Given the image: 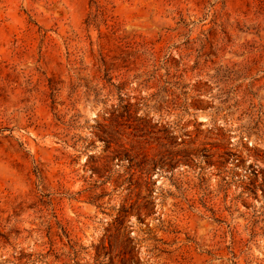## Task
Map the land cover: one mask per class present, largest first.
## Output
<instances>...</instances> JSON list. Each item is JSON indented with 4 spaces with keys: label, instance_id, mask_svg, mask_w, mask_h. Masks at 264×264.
<instances>
[{
    "label": "rangeland",
    "instance_id": "obj_1",
    "mask_svg": "<svg viewBox=\"0 0 264 264\" xmlns=\"http://www.w3.org/2000/svg\"><path fill=\"white\" fill-rule=\"evenodd\" d=\"M0 264H264V0H0Z\"/></svg>",
    "mask_w": 264,
    "mask_h": 264
}]
</instances>
